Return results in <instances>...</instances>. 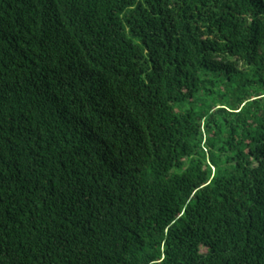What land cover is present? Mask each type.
Masks as SVG:
<instances>
[{
	"label": "trees",
	"instance_id": "trees-1",
	"mask_svg": "<svg viewBox=\"0 0 264 264\" xmlns=\"http://www.w3.org/2000/svg\"><path fill=\"white\" fill-rule=\"evenodd\" d=\"M0 264H264V0H0Z\"/></svg>",
	"mask_w": 264,
	"mask_h": 264
}]
</instances>
